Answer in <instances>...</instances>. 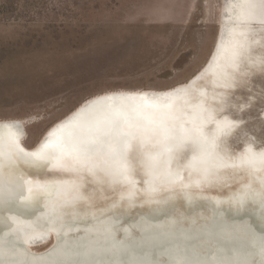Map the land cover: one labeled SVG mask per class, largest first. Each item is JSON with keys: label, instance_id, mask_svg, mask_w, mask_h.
<instances>
[{"label": "snow or ice", "instance_id": "1", "mask_svg": "<svg viewBox=\"0 0 264 264\" xmlns=\"http://www.w3.org/2000/svg\"><path fill=\"white\" fill-rule=\"evenodd\" d=\"M223 17L227 41L181 87L85 99L30 151L22 122L0 115V264H37L20 245L52 234L39 264H264V118L249 134L236 113L250 102L233 104L250 77L264 79V0H226ZM209 71L211 99L193 88ZM21 162L48 177L17 175ZM196 198L212 206L203 223L181 211ZM125 206L142 211L129 220L114 211ZM239 234L242 254L230 246Z\"/></svg>", "mask_w": 264, "mask_h": 264}, {"label": "rangeland", "instance_id": "2", "mask_svg": "<svg viewBox=\"0 0 264 264\" xmlns=\"http://www.w3.org/2000/svg\"><path fill=\"white\" fill-rule=\"evenodd\" d=\"M220 0H0V115L25 118V144L86 96L167 87L205 60ZM243 115L260 135L264 79ZM244 138L245 136H241ZM240 138L242 143L243 139Z\"/></svg>", "mask_w": 264, "mask_h": 264}, {"label": "bare ground", "instance_id": "3", "mask_svg": "<svg viewBox=\"0 0 264 264\" xmlns=\"http://www.w3.org/2000/svg\"><path fill=\"white\" fill-rule=\"evenodd\" d=\"M225 2H226V0H220V4H219L218 10H217V19L215 22L216 30H215V34H214V38H213L211 48H210L205 60L200 65V67L197 70H195L192 74H190L186 79H184L180 82H177L173 85H170L167 87H162V88H158V87H117V88L103 89V90L97 91L95 93H92V94L86 96L81 101H79L76 105H74L72 108H70L63 115H61L60 117H58L57 119L52 121L50 124H48L44 128V130L41 132L40 136H38V139L31 146H27L26 145L27 143L25 144V140L27 138L26 124L28 122H31V123L37 122L39 120V118L37 116H34L33 114L28 116V117H25V118L9 117L10 119H14V120H18V121L22 122V130H23L24 135L21 137V140H20L21 146L24 147L26 150H29V151L32 150L38 144L40 139H42V137L44 135H46L48 131L51 130V128L55 127L56 124L60 123V121L66 119L68 116L72 115V113L80 106V104H82L85 101V99H90L96 95H103L105 93H111V92H135V91H152V92H158V93L159 92H167L173 88L181 87L186 81L192 80V78L194 76H197L200 72H202L204 70L205 67H207V62L211 58L210 54L215 52L216 44L218 42H220L221 39H223L225 42L228 39V33H229V29L232 27V21L226 20L223 17ZM258 54H259V50L254 48L253 55L255 56ZM258 79H260V78H258L256 76L250 77L248 79L245 87L238 88L235 91V98H234L233 104H245V103L250 102V107L253 106L255 103V98L257 96L255 84H256ZM217 82H218V77H214L212 75L211 71H209V73L206 74L202 80H196L195 84L193 85V88L197 91V94H199V92H205L207 94V97L209 99H211L213 92L218 91V89L215 86L217 84ZM250 107H248V108H250ZM246 109L247 108H245L244 111ZM259 116L261 118H264V107L261 109ZM240 138H242V137H240ZM242 139H243L242 141L244 142L247 138L244 137ZM20 174H23L24 176L31 175L33 177L39 176L42 179L48 177V173L46 172L45 169L30 167V166L24 164L23 162H21L17 168V175H20ZM225 179H228V178L225 177ZM212 191L214 192L215 190H212ZM42 203L43 202H41V206H42ZM95 203L97 204V206H103L106 203L105 197L102 194H98ZM202 205H204V202L201 201L200 199L196 198L193 200L191 205H188L187 203H185L184 207H183V209H181V211H183L185 214H188V215H194L199 223H203L204 219L208 218L211 215L210 207H212V206L206 207V206H202ZM114 211L117 214H120L121 212H123L125 214V218L130 220L133 217H135L139 212H141L142 209H139V208L129 209V208H127V206H125L122 209H116ZM36 215L38 216L39 213H36ZM185 223L187 224L188 221H186ZM42 224H43L42 219L37 222V225H38L36 228V235L37 236H39L43 231H45V229H42L39 226ZM5 230L6 229H5V223H4V216L0 215V240L8 239V237H5L3 235ZM55 243H56V236H55V234H52L51 236H49L47 239H45L43 241H40L39 239H37L34 242H32L31 244H21L20 245L21 250L25 252V256L23 258H25L29 261L34 260L37 262V264H39L40 261L47 259L48 254L50 252V249L52 248L53 244H55ZM248 244H249V241H247L243 237L242 234H239V237L237 239L233 240L231 242L230 246L236 248L242 254L246 250V248L248 247ZM153 258H155V256Z\"/></svg>", "mask_w": 264, "mask_h": 264}]
</instances>
